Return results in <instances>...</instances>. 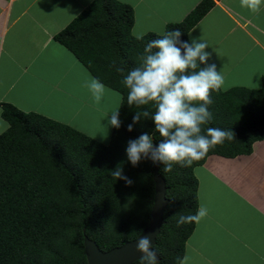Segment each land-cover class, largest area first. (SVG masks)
<instances>
[{
  "label": "trees",
  "instance_id": "16d2710c",
  "mask_svg": "<svg viewBox=\"0 0 264 264\" xmlns=\"http://www.w3.org/2000/svg\"><path fill=\"white\" fill-rule=\"evenodd\" d=\"M214 4L215 0H202L184 20L169 23L166 31L179 29L181 39L188 40L189 31ZM134 21L131 6L117 0H95L55 37L106 90L121 95L117 107L121 126L109 127L104 140L3 103L2 116L10 127L0 134V264H87L86 236L103 251L138 238L150 224L156 168L166 181L169 204L154 247L159 264H176L196 225L177 227L176 223L178 214L197 212L195 168L212 154H250L254 143L264 138V83L259 89L220 88L211 92L212 120L202 130H232L234 139L216 145L191 167L174 165L165 173L163 165L149 159L133 167L126 156L127 142L143 132L152 135L154 122L144 119L131 132L127 126L136 111L152 105L130 107L122 74L110 64L114 60L126 70L138 66L146 43L160 35L150 32L136 40ZM159 139L155 134L154 145ZM117 164L133 181L130 186L111 175ZM134 264H140V259Z\"/></svg>",
  "mask_w": 264,
  "mask_h": 264
},
{
  "label": "crops",
  "instance_id": "0c3cea01",
  "mask_svg": "<svg viewBox=\"0 0 264 264\" xmlns=\"http://www.w3.org/2000/svg\"><path fill=\"white\" fill-rule=\"evenodd\" d=\"M94 1L0 0V119L7 121L2 116L3 103L18 107L24 100L31 102L32 88L41 81L36 75L39 71L45 74L50 71L55 42L67 48L56 40V35ZM117 1L134 9L133 28L137 25L144 31L156 33L161 29L166 31L169 23L181 22L202 0ZM47 2L51 5L44 8ZM189 35H202L208 42H216L215 45L209 43L211 47L207 51L212 53L209 63H215L217 71L222 70L224 80L263 79L264 2L258 12H252L241 7L240 0H215L209 12L189 31L188 39ZM34 55L37 60L46 59V62L33 61ZM65 71L71 72L69 67ZM103 103L105 108L89 110L92 114L89 121L105 129L103 126L110 117L105 118L106 110L118 107L120 94L107 89ZM3 131L0 128V134ZM195 171L197 200L200 205L208 197L209 212L206 219L196 223L186 242L185 254L192 255L191 264H264V138L254 143L250 154L209 155ZM226 193L241 200L244 207L224 226L218 214H224L226 206L215 208L213 205L217 198L230 204L227 200L231 198ZM210 209H216L215 213ZM206 222L217 229H210ZM202 226L208 230H202ZM198 237H202L200 242L196 240Z\"/></svg>",
  "mask_w": 264,
  "mask_h": 264
},
{
  "label": "clouds",
  "instance_id": "9594fccd",
  "mask_svg": "<svg viewBox=\"0 0 264 264\" xmlns=\"http://www.w3.org/2000/svg\"><path fill=\"white\" fill-rule=\"evenodd\" d=\"M262 2L264 0H240V5L258 12ZM132 34L138 41L146 35L135 29ZM181 36L179 29L160 33L158 38L146 43L139 65L131 69L117 67L114 60L110 64L122 74L121 82L128 90L127 104L130 107L152 105L151 109L136 111L132 123L127 126L131 132L133 126L144 119L154 122L152 135L143 132L127 142L126 156L133 167L142 159L163 165L165 173L171 172L174 165L191 167L194 162L204 159L216 145L235 138L232 130L217 127L202 130V126L212 120L209 111V105L213 103L211 92L219 91L224 77L222 70L217 71L215 63H209L212 53L207 49L211 46L202 35H189L188 40L181 39ZM256 85L259 87V83ZM83 86L90 91L95 102H101L106 87L98 78L89 77ZM110 113V118L109 113L105 115L108 119L103 127L119 129V108ZM9 127L7 121L0 119V128L6 131ZM157 133L160 139L154 145ZM110 172L116 180H123L128 186L133 183L123 174L120 164ZM207 214V207L200 204L195 214H178L177 227L199 223ZM136 251L141 253L140 264H159L151 235H143L136 240ZM191 260L192 257L185 254L177 258L176 264H191Z\"/></svg>",
  "mask_w": 264,
  "mask_h": 264
},
{
  "label": "rangeland",
  "instance_id": "374dc122",
  "mask_svg": "<svg viewBox=\"0 0 264 264\" xmlns=\"http://www.w3.org/2000/svg\"><path fill=\"white\" fill-rule=\"evenodd\" d=\"M47 3L48 5H44V8H47L48 6L51 5V3L49 2ZM190 13L191 12H189L185 16V18ZM134 29L136 31H143L146 34L150 33V32L144 31L142 27L137 26V25L132 29V32ZM162 31L163 29L155 31V32L157 34H160L162 33ZM215 43L216 42L210 43V44L215 45ZM55 48H56V50H54L55 56H54L53 62H51L49 66L50 67L49 73L45 74L44 73L45 71H39V75H36L38 79H40L41 81H38V83L40 84H35V86L32 88V91H34V93H33V98L31 102H29L28 100H24L23 104L18 105V107L24 112L40 113L54 120L66 123L90 135L91 137L96 138L97 140H104L105 136L107 135V134L105 135L106 129H102L101 127L100 128L95 127L94 126L95 124L93 125L94 122L89 121L92 118V114L89 112V110L95 111V107L96 108L102 107L101 109L105 108L103 99L101 100L100 103L95 102V100L92 97V94L91 93L89 94L88 93L89 90L83 86L84 81L86 79H88L89 77H93L92 74L82 64V62L77 60L78 58L75 56V54L70 49L64 48L58 42H55ZM62 50L64 52H61ZM36 56L37 55H34L33 58H35ZM33 61L46 62V59L37 60V58H35L33 59ZM72 64L73 66H71ZM68 67L71 70L70 73L67 72L69 76L65 71V69ZM257 83H259V87H257L256 85ZM263 83H264L263 79L262 80L261 79H248L247 81L246 80L242 81L240 78L236 80L228 79V80H224V84L222 85L221 88L226 90L234 86H242V87H246L250 89H259L262 87ZM120 98H121V95H120ZM114 110L115 109L111 111H114ZM111 111L106 110V114L109 113V116H110ZM226 194H228L229 195L228 197L231 198V201L227 200L230 204H227V202H223L217 198L215 201V204L213 205L215 208H218L220 205L226 206V211L223 210L224 214L220 215L217 213L220 217H222V222L224 226L229 222L230 217L233 218L234 216L238 215L240 213L239 210H242V208L244 207V204L242 203L241 200L237 199L236 197L233 198V195L230 193H226ZM198 195H199V192L197 191V199H198ZM213 197H214V194L209 197V202L212 201ZM207 200H208V197L205 198V200H203L201 204H204L208 209L209 206H207L208 204ZM197 201L199 205V200ZM232 204H233V208H230ZM214 210L210 209V211L213 212V214L215 213ZM219 210L222 211L221 209ZM208 212H209V209H208ZM217 214L215 216H217ZM204 219L206 218H203V220ZM206 225L210 226V229H213V228L217 229L216 227H212V225L207 222H206ZM201 228L202 230H205V229L208 230V227L206 226L205 227L202 226ZM222 235H225V234H222ZM198 239L200 242L202 237H198L196 240ZM224 239H225V236H223V240ZM188 254L192 256L190 253Z\"/></svg>",
  "mask_w": 264,
  "mask_h": 264
},
{
  "label": "water",
  "instance_id": "95a60500",
  "mask_svg": "<svg viewBox=\"0 0 264 264\" xmlns=\"http://www.w3.org/2000/svg\"><path fill=\"white\" fill-rule=\"evenodd\" d=\"M156 195L155 203L150 216L149 226L139 235L138 238L126 242L120 247L113 248L109 251H103L98 244L88 236L85 237V252L87 255V264H134L139 260L141 253L136 251V240L143 235H151L152 244L157 242V235L160 232L161 226L164 224V211L169 204V199L166 196V181L155 170ZM159 260V255L157 256Z\"/></svg>",
  "mask_w": 264,
  "mask_h": 264
}]
</instances>
